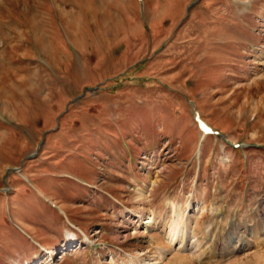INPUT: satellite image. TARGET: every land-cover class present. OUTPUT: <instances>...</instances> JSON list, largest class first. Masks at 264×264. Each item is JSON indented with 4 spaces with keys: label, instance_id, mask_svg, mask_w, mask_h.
Returning <instances> with one entry per match:
<instances>
[{
    "label": "rangeland",
    "instance_id": "374dc122",
    "mask_svg": "<svg viewBox=\"0 0 264 264\" xmlns=\"http://www.w3.org/2000/svg\"><path fill=\"white\" fill-rule=\"evenodd\" d=\"M26 262L264 264V0H0V264Z\"/></svg>",
    "mask_w": 264,
    "mask_h": 264
},
{
    "label": "bare ground",
    "instance_id": "6f19581e",
    "mask_svg": "<svg viewBox=\"0 0 264 264\" xmlns=\"http://www.w3.org/2000/svg\"><path fill=\"white\" fill-rule=\"evenodd\" d=\"M188 237V236H187ZM174 239H176V238H174ZM177 241H179V246L178 247H184V244L185 245H187L188 243L187 242H185L184 243V240L181 238V239H177ZM193 245V244H192ZM194 249H196V248H194Z\"/></svg>",
    "mask_w": 264,
    "mask_h": 264
}]
</instances>
